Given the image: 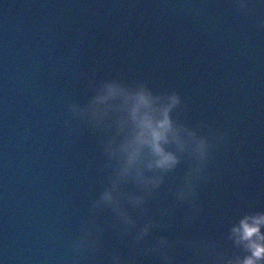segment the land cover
Returning <instances> with one entry per match:
<instances>
[{
  "label": "water",
  "instance_id": "95a60500",
  "mask_svg": "<svg viewBox=\"0 0 264 264\" xmlns=\"http://www.w3.org/2000/svg\"><path fill=\"white\" fill-rule=\"evenodd\" d=\"M107 81L179 93L207 159L173 144L171 171L124 173ZM247 209L264 210L260 0H0L5 264H214Z\"/></svg>",
  "mask_w": 264,
  "mask_h": 264
},
{
  "label": "clouds",
  "instance_id": "9594fccd",
  "mask_svg": "<svg viewBox=\"0 0 264 264\" xmlns=\"http://www.w3.org/2000/svg\"><path fill=\"white\" fill-rule=\"evenodd\" d=\"M264 5V0H260ZM97 99L104 103L112 101L115 107L114 124L119 142L110 141L112 154L118 155L124 173L146 167L168 172L180 163L177 148L190 147L199 159L209 154L206 138L174 119V111L181 105V96L175 91L157 92L143 83L128 86L107 81L98 89ZM163 177H152L149 182L158 187ZM104 200H111L110 192L103 193ZM145 227L143 232H147ZM226 239L239 251L223 256L214 264H264V210H242L227 227ZM0 264H5L0 259Z\"/></svg>",
  "mask_w": 264,
  "mask_h": 264
}]
</instances>
